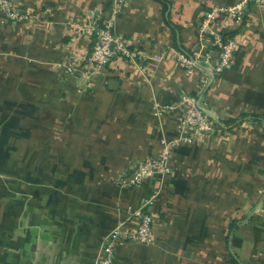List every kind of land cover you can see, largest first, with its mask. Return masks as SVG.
Wrapping results in <instances>:
<instances>
[{"label":"crops","instance_id":"1","mask_svg":"<svg viewBox=\"0 0 264 264\" xmlns=\"http://www.w3.org/2000/svg\"><path fill=\"white\" fill-rule=\"evenodd\" d=\"M13 1V17L0 9V264H97L128 207L153 215L154 242L120 244L115 264H264V125L247 118L264 119V5L224 22L237 50L216 74L199 30L242 0ZM113 17L146 58L96 69L91 30ZM180 50L209 66L189 75ZM186 97L218 132L174 146L142 188H117L183 136Z\"/></svg>","mask_w":264,"mask_h":264},{"label":"built area","instance_id":"2","mask_svg":"<svg viewBox=\"0 0 264 264\" xmlns=\"http://www.w3.org/2000/svg\"><path fill=\"white\" fill-rule=\"evenodd\" d=\"M264 5V0H242L232 6H216L209 10L202 22L198 33L199 48H209L218 53L219 63L213 68L214 73L221 74L235 58L237 43L235 39L224 34L225 21L240 20L248 11L250 5ZM0 9L9 16L15 15L13 0H0ZM115 18L95 24L91 32L94 37L92 50L88 56L89 65L96 69H102L110 65L116 59L133 62L144 60L143 52L130 50L123 36L115 30ZM220 24V25H219ZM212 31L213 28H219ZM208 54V53H207ZM205 55L199 58L194 54L177 53L178 62L191 75L195 68L209 66L211 56ZM76 65L69 63L67 71H74ZM182 105L185 112L182 119L183 136L174 140L169 146L160 150L157 156L147 159L136 169L118 178L114 184L121 190L142 188L150 179L162 176L170 171L169 161L172 148L178 144L198 143L204 136H210L218 132L216 121L204 110L194 97L183 99ZM157 112L172 110V106L157 107ZM155 197H150L147 206L154 205ZM127 222H122L105 239L97 264H115L118 246L122 243L136 242L142 245H151L154 242V217L146 207L127 209ZM135 222L131 232L126 230L128 222Z\"/></svg>","mask_w":264,"mask_h":264},{"label":"trees","instance_id":"3","mask_svg":"<svg viewBox=\"0 0 264 264\" xmlns=\"http://www.w3.org/2000/svg\"><path fill=\"white\" fill-rule=\"evenodd\" d=\"M161 3H163L164 7H166L168 5L167 1L165 0H159ZM179 52L185 53V54H189L188 52H186L185 50H180ZM248 119L252 120V121H257L260 122L261 124L264 125V119L259 118V117H255V116H250L247 117ZM216 127L218 128V124L216 123Z\"/></svg>","mask_w":264,"mask_h":264},{"label":"rangeland","instance_id":"4","mask_svg":"<svg viewBox=\"0 0 264 264\" xmlns=\"http://www.w3.org/2000/svg\"><path fill=\"white\" fill-rule=\"evenodd\" d=\"M223 73V72H222Z\"/></svg>","mask_w":264,"mask_h":264}]
</instances>
